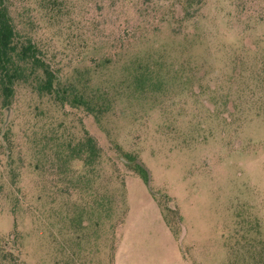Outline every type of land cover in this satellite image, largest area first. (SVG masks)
I'll return each instance as SVG.
<instances>
[{"label":"rangeland","instance_id":"obj_1","mask_svg":"<svg viewBox=\"0 0 264 264\" xmlns=\"http://www.w3.org/2000/svg\"><path fill=\"white\" fill-rule=\"evenodd\" d=\"M195 1L11 0L87 103L0 115V264H264V0Z\"/></svg>","mask_w":264,"mask_h":264},{"label":"trees","instance_id":"obj_2","mask_svg":"<svg viewBox=\"0 0 264 264\" xmlns=\"http://www.w3.org/2000/svg\"><path fill=\"white\" fill-rule=\"evenodd\" d=\"M66 0H40V6L50 9L53 16L62 13ZM185 9L196 4L195 0H177ZM199 3L202 0L198 1ZM26 15V14H25ZM20 17H24L19 15ZM31 24V21H27ZM12 10L11 0H0V115L4 110L13 109L19 86L29 85L39 96L52 98L62 105L86 104L83 93L79 94L72 86L62 85L61 75L52 66L44 48L33 37L32 32L21 29ZM5 124V120H4ZM85 141L79 142L71 151V160L85 161L84 154L88 155L90 162L101 152L98 141L90 136ZM132 173L140 175L147 182L149 171L130 154H124Z\"/></svg>","mask_w":264,"mask_h":264},{"label":"crops","instance_id":"obj_3","mask_svg":"<svg viewBox=\"0 0 264 264\" xmlns=\"http://www.w3.org/2000/svg\"><path fill=\"white\" fill-rule=\"evenodd\" d=\"M180 264H183V263H180Z\"/></svg>","mask_w":264,"mask_h":264}]
</instances>
